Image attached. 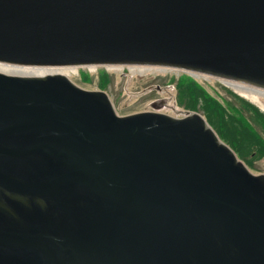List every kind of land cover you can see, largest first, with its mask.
<instances>
[{"label": "water", "instance_id": "water-1", "mask_svg": "<svg viewBox=\"0 0 264 264\" xmlns=\"http://www.w3.org/2000/svg\"><path fill=\"white\" fill-rule=\"evenodd\" d=\"M0 63L161 66L264 90V0H0ZM6 74L0 137L31 132L28 154L121 202L91 220L77 264H264V174L202 115L120 118L63 75Z\"/></svg>", "mask_w": 264, "mask_h": 264}, {"label": "flooded vegetation", "instance_id": "flooded-vegetation-1", "mask_svg": "<svg viewBox=\"0 0 264 264\" xmlns=\"http://www.w3.org/2000/svg\"><path fill=\"white\" fill-rule=\"evenodd\" d=\"M169 74L160 77L161 83L151 85L150 92H177L182 79H172ZM94 79L99 82L97 90L84 89L74 82L82 92L91 93L106 91L112 81L107 72L94 75ZM168 99H160L156 106L170 107ZM173 105L169 112H159L178 118L188 112L177 108V95ZM32 135L24 132L0 137V264H63L69 257L77 264L89 239L91 220L102 219L105 211L115 210L121 202L111 207L110 198L99 189L101 184L64 180L71 169H64L63 158H49L38 150L33 156L28 154L33 147ZM123 192L108 191L121 198L125 197Z\"/></svg>", "mask_w": 264, "mask_h": 264}, {"label": "rangeland", "instance_id": "rangeland-1", "mask_svg": "<svg viewBox=\"0 0 264 264\" xmlns=\"http://www.w3.org/2000/svg\"><path fill=\"white\" fill-rule=\"evenodd\" d=\"M62 70V69H61ZM138 70V71H137ZM135 71L139 72L137 68ZM152 70V69H151ZM59 71V70H58ZM61 72V71H59ZM107 72L111 75V83L109 84L106 92L110 95L111 99L114 102L116 111L119 115H127L134 112L140 111H150L151 105L154 101H160L163 98H170V107L164 110L169 112L171 107H173L175 96L177 95L176 90H169L167 92L156 93L150 92V86L161 83V78L166 73H162L160 71H146L144 73H140L134 77V73L132 68H103L100 67L97 71L91 69H80L76 74H72L70 77L78 83L81 87L87 90H97L99 87L98 79L93 80V75L98 73L102 74ZM172 77H171V76ZM168 76V74H167ZM169 76L173 79L181 78L183 80V84L186 83H195L199 87L203 88L204 91L212 98L220 101L223 105H225L230 111L234 114L239 115L236 111L239 108V104L236 103L233 98H231L227 94L228 91H235L233 88L226 86L222 82L216 81L214 79L208 81L204 80L201 77H198V81L192 80L187 76H181L177 74L175 71L169 74ZM154 77H157L156 79ZM169 78L163 80V84H166ZM236 92V91H235ZM256 105H259L261 109L264 111V97H259ZM169 105V104H168ZM247 121H251L250 118L245 119ZM264 136V133L260 130H256ZM252 172L256 175L264 174V159L255 163L254 167L251 168Z\"/></svg>", "mask_w": 264, "mask_h": 264}, {"label": "trees", "instance_id": "trees-1", "mask_svg": "<svg viewBox=\"0 0 264 264\" xmlns=\"http://www.w3.org/2000/svg\"><path fill=\"white\" fill-rule=\"evenodd\" d=\"M239 104L234 114L220 101L210 97L194 83L179 86L180 103L188 110L201 111L220 138L227 143L249 167L264 159V113L254 104L228 91ZM250 118L251 121L245 119Z\"/></svg>", "mask_w": 264, "mask_h": 264}, {"label": "bare ground", "instance_id": "bare-ground-1", "mask_svg": "<svg viewBox=\"0 0 264 264\" xmlns=\"http://www.w3.org/2000/svg\"><path fill=\"white\" fill-rule=\"evenodd\" d=\"M110 68H120V67L113 66ZM136 68H139L140 73H144L146 71H152L151 69L155 68V67H133L132 68L133 73H135V71L137 70ZM155 69H158L156 71L165 70L163 68H155ZM0 71L4 72V73L20 74V75L21 74H46V73H57V72H59L58 70H50V69L44 68V67L13 66V65H4V64H0ZM73 71H76V69L68 70V68H64L61 70V73L62 74H68V73L70 74ZM197 77H199V76H197ZM225 83L228 84L229 87L233 88L242 97L252 101L255 104L257 103L256 100L259 99L258 96L264 97V90L263 89H258V88L251 87V86H248V85H245L242 83H238L235 81H226Z\"/></svg>", "mask_w": 264, "mask_h": 264}]
</instances>
